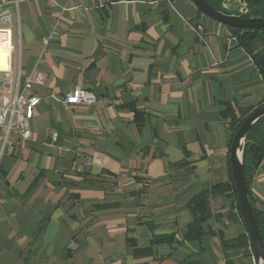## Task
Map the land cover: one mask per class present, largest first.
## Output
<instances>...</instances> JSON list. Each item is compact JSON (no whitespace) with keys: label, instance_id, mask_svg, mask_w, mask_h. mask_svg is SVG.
Instances as JSON below:
<instances>
[{"label":"crops","instance_id":"obj_1","mask_svg":"<svg viewBox=\"0 0 264 264\" xmlns=\"http://www.w3.org/2000/svg\"><path fill=\"white\" fill-rule=\"evenodd\" d=\"M234 37L193 0H0V69L45 75L31 136L0 164V264H254L223 248L248 231L214 188L231 179L229 109L264 100ZM76 87L97 100L65 106ZM250 187L264 209V157ZM205 189V234L184 240Z\"/></svg>","mask_w":264,"mask_h":264},{"label":"trees","instance_id":"obj_2","mask_svg":"<svg viewBox=\"0 0 264 264\" xmlns=\"http://www.w3.org/2000/svg\"><path fill=\"white\" fill-rule=\"evenodd\" d=\"M211 4L217 7H224L223 3L225 0H207ZM248 5V13L246 16H259L264 17V0H244ZM199 11H201L199 9ZM202 12V11H201ZM233 31L237 38V42L240 46H242L255 61L256 65L260 69L263 80H264V29L262 30H253L249 28H238L229 26ZM264 104L263 102L257 107ZM255 108L250 109H242L233 111L229 109L227 113V118L230 119L229 126L231 129L232 139L234 137L235 132L239 128L240 124L243 120L253 111ZM264 157V117L259 119L252 127L249 129L246 135V141L244 144V171L245 177L249 186V192L252 202L253 211L256 217V221L258 223L259 229L261 231V235L264 241V209H259L255 205V199L251 192V183L255 176L256 170L260 165L262 159ZM219 190L220 193H228V196L232 197L239 218L243 221V216L240 211V206L237 198V193L235 190V185L233 182L232 171H231V179L227 183H223L214 187ZM214 188L212 190H214ZM214 192V191H213ZM210 190L205 189L192 197L189 200V206L193 211V221L188 225L187 230L184 233V240L194 241L198 240L205 234V230L203 229V223L211 217L210 211ZM236 218V217H235ZM222 244L223 248L226 250L229 247H242L245 249L246 253L250 255L251 253V239L248 232L240 234L239 236L232 239H225L222 235ZM159 237L155 238L154 242L159 241ZM253 250V249H252ZM150 248H136L135 255L139 256L142 254H146L150 252ZM186 264H197L196 261L189 260Z\"/></svg>","mask_w":264,"mask_h":264},{"label":"built area","instance_id":"obj_3","mask_svg":"<svg viewBox=\"0 0 264 264\" xmlns=\"http://www.w3.org/2000/svg\"><path fill=\"white\" fill-rule=\"evenodd\" d=\"M234 1L241 6L242 14L248 12V5L244 0ZM227 2L229 3V0ZM234 39L237 40L236 36ZM13 62L7 61L8 66L0 69V85L3 82L13 86L10 96L0 94V164L2 158L14 146V135L22 139H28L31 136V120L35 115L36 107L41 102V97L32 93L33 85L43 84L45 81V75L42 72L24 77L21 73L20 63L16 65V69H13ZM96 100L97 95L93 91L76 87L67 93L62 102L68 107L91 104ZM52 136L56 139L58 133L53 132ZM250 253L253 263L257 264L252 248Z\"/></svg>","mask_w":264,"mask_h":264},{"label":"water","instance_id":"obj_4","mask_svg":"<svg viewBox=\"0 0 264 264\" xmlns=\"http://www.w3.org/2000/svg\"><path fill=\"white\" fill-rule=\"evenodd\" d=\"M198 8L206 15L232 27L264 29V17L246 16L242 14L241 6L234 0L229 5L217 7L207 0H193ZM264 117V104L253 110L240 124L234 134L230 147V165L233 182L237 193L240 211L244 224L251 239L257 264H264V241L253 211L249 186L244 171V144L249 129L259 119Z\"/></svg>","mask_w":264,"mask_h":264},{"label":"rangeland","instance_id":"obj_5","mask_svg":"<svg viewBox=\"0 0 264 264\" xmlns=\"http://www.w3.org/2000/svg\"><path fill=\"white\" fill-rule=\"evenodd\" d=\"M223 4H225V5L227 4L226 6L229 5V3L227 2V0H225ZM225 5H224V6H225ZM247 13H248V12H247ZM252 249H253V248H252Z\"/></svg>","mask_w":264,"mask_h":264}]
</instances>
